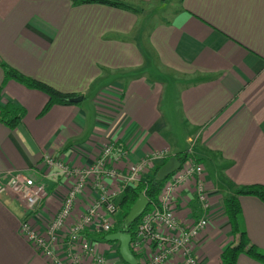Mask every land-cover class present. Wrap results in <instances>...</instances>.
Wrapping results in <instances>:
<instances>
[{
	"label": "crops",
	"instance_id": "crops-1",
	"mask_svg": "<svg viewBox=\"0 0 264 264\" xmlns=\"http://www.w3.org/2000/svg\"><path fill=\"white\" fill-rule=\"evenodd\" d=\"M118 1L130 8L0 0V105L24 110L15 129L0 123V173L43 184L37 211L51 219L64 179L45 172L44 155L87 166L111 138L130 163L155 149L189 151L212 204L197 258L223 264L234 242L224 200L264 186V0ZM3 65L81 101L40 116L48 98L4 82ZM238 203L247 238L264 252V202ZM28 213L12 193L0 196V264H48L19 235ZM237 264L260 263L240 254Z\"/></svg>",
	"mask_w": 264,
	"mask_h": 264
},
{
	"label": "built area",
	"instance_id": "built-area-1",
	"mask_svg": "<svg viewBox=\"0 0 264 264\" xmlns=\"http://www.w3.org/2000/svg\"><path fill=\"white\" fill-rule=\"evenodd\" d=\"M126 156L112 138L87 166L72 167L44 155L45 172L55 169L64 179L62 189L56 190L58 209L51 219L37 211L48 196L43 184L22 173H0V196L12 193L29 211L19 235L36 255L48 264H124L113 246L102 248L92 236L111 232L117 201L126 188L149 178L170 154L155 149L137 163ZM205 177L203 165L190 157L164 180L157 202L141 215L129 242L137 264H200L196 251L212 219Z\"/></svg>",
	"mask_w": 264,
	"mask_h": 264
},
{
	"label": "trees",
	"instance_id": "trees-1",
	"mask_svg": "<svg viewBox=\"0 0 264 264\" xmlns=\"http://www.w3.org/2000/svg\"><path fill=\"white\" fill-rule=\"evenodd\" d=\"M75 6H81L86 4H102L113 8H130L128 5L118 0H71ZM4 79L6 82L14 80L26 88L34 91H38L44 94L48 101L44 106L40 116L45 115L50 108L54 105H69L70 100L75 97L73 94H65L41 81L26 77L19 73L17 70L6 67L3 65ZM1 90V89H0ZM24 116V110L15 105L9 103L0 105V123L4 124L9 130L15 129ZM180 163L190 159L189 151L180 152L175 155ZM169 159V158H168ZM161 162L153 171L152 175L146 180H142L136 186H129L123 192L122 196L117 201L118 215L117 222L113 225L111 232L104 236H99L104 242H110L106 240L107 236L119 233L122 231L123 224L125 223L127 216L137 201L138 197L142 194L148 201V207L145 210L148 211L156 202L164 181H158L155 179L156 172L159 168L168 160ZM241 196H250L259 199L264 202V186L263 185H249L242 186L226 200H224L225 218L227 219L230 227V233L234 242L229 245L221 254V260L223 264H237V258L240 254H244L247 257L264 264V252L260 251L257 247L250 243L246 236L241 221V209L238 203V198ZM141 217V216H140ZM136 219L129 227L128 233L130 237L133 236L137 223L140 219ZM119 255V247H118ZM133 254V253H132ZM120 256V255H119ZM134 257H136L133 254ZM121 258V257H120ZM122 260V259H121ZM123 261V260H122ZM124 262V261H123ZM125 264V263H124Z\"/></svg>",
	"mask_w": 264,
	"mask_h": 264
},
{
	"label": "water",
	"instance_id": "water-1",
	"mask_svg": "<svg viewBox=\"0 0 264 264\" xmlns=\"http://www.w3.org/2000/svg\"><path fill=\"white\" fill-rule=\"evenodd\" d=\"M81 98L71 99V103H78ZM180 167V162L176 157H170L164 165H162L156 172L155 179L164 181L168 176L174 173ZM148 201L142 194L138 197L137 201L132 206L125 223L123 224L122 231L106 237L107 241L117 242L119 244V255L125 264H137L135 257L129 248L131 237L128 233L130 225L138 219L147 209Z\"/></svg>",
	"mask_w": 264,
	"mask_h": 264
},
{
	"label": "rangeland",
	"instance_id": "rangeland-1",
	"mask_svg": "<svg viewBox=\"0 0 264 264\" xmlns=\"http://www.w3.org/2000/svg\"><path fill=\"white\" fill-rule=\"evenodd\" d=\"M169 1H174V2H176V1H178V0H164V2H169ZM153 9H154V8H153ZM148 63H149V62H148ZM165 149H166V148H165ZM57 205H58V203H57ZM26 211H27V210H26ZM27 212H29V211H27ZM92 238H93L95 241H97V242H101V243H103L102 248H106V249H108V248H110L111 246H113L114 249L118 250L119 244H118L117 242H104L103 240H101V239L99 238V236H92Z\"/></svg>",
	"mask_w": 264,
	"mask_h": 264
}]
</instances>
